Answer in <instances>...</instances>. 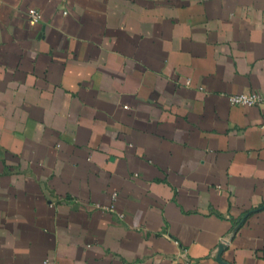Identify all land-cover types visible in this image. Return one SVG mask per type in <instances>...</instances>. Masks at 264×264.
Instances as JSON below:
<instances>
[{
	"label": "crops",
	"instance_id": "1",
	"mask_svg": "<svg viewBox=\"0 0 264 264\" xmlns=\"http://www.w3.org/2000/svg\"><path fill=\"white\" fill-rule=\"evenodd\" d=\"M251 92L264 0H0V264H264Z\"/></svg>",
	"mask_w": 264,
	"mask_h": 264
},
{
	"label": "built area",
	"instance_id": "2",
	"mask_svg": "<svg viewBox=\"0 0 264 264\" xmlns=\"http://www.w3.org/2000/svg\"><path fill=\"white\" fill-rule=\"evenodd\" d=\"M31 23L36 24L41 21L42 14L37 9H30L28 12ZM229 101L233 105L239 106H261L264 108V93L261 92H251V93H241L232 94L229 96ZM109 209H113L110 207ZM175 244L179 247L180 252L174 257L172 264H191L189 258H184V250L179 240L174 238Z\"/></svg>",
	"mask_w": 264,
	"mask_h": 264
}]
</instances>
